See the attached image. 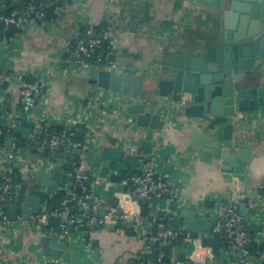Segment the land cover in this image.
<instances>
[{
	"label": "crops",
	"instance_id": "1",
	"mask_svg": "<svg viewBox=\"0 0 264 264\" xmlns=\"http://www.w3.org/2000/svg\"><path fill=\"white\" fill-rule=\"evenodd\" d=\"M4 2L0 0V12L10 8ZM212 19L208 9L186 0H63L53 10L51 25H30L18 37L10 39L8 47L0 49V70L5 75L13 73L0 89L11 121L19 111L20 92L14 76L23 73L26 80L33 82L38 74L50 71L51 77L47 78L43 90L47 105L44 116L50 130L82 131L86 149L95 153L101 147L109 146L135 155L138 164H144L147 157L155 159L158 179L168 186L171 198L158 201L156 208L125 200L122 196L120 198L126 189L128 174L141 167H127L122 171L124 166L119 164L116 173L121 174L123 180L116 186V194L108 193V179L98 180L88 188L101 196L107 207H112L110 200L118 198L119 209L135 216L134 219L137 215L141 217L142 207H147L145 224L156 232L183 227L189 231L191 225L184 222V212L189 205H196L194 231L197 237L191 238L189 231L190 242L181 241L171 248L169 260L174 264H232L235 261L231 250L221 248L214 253L202 244L204 239L215 238L212 226L224 209L231 205H236L238 212L247 217L242 229L255 237L260 236L264 228L250 217L253 215L241 212L240 205L245 204L246 209L254 208L250 201L261 195L264 185V128L246 131L240 139L235 140L233 136L229 142L239 149L253 147L244 183H237L231 174L222 172L220 164L212 157L213 148L224 145V142H218L214 137L208 143L202 138L196 141L195 147L192 146L193 130L183 127L178 121L182 119L179 112L175 117L168 115L164 128L154 133L152 154L144 156L135 140L136 137L144 138L147 131L134 128L133 123L128 121H134V118L124 113L127 103L122 102L117 94L88 85L74 64H68L65 48L68 40L80 36L86 25L106 28L110 36L103 42L102 48L107 57L111 49H115L117 62L124 63L137 77H145V69H159L160 62L175 53L186 56L207 48L213 41V30L216 28ZM27 121H32V118ZM38 132L39 128L35 127L34 135H31L29 129L14 123L12 138L16 139L23 161L18 180L26 187L34 176L29 179L27 174L36 167L34 160L37 152L30 141ZM63 154L65 159L71 156L69 152ZM68 167L58 164L56 169L68 173ZM99 185L105 188L101 190ZM59 187L58 194L64 196L68 188L62 183ZM54 197L48 198V205L55 201L54 204L59 207L62 199L53 200ZM172 199L177 200L176 211H168ZM165 212L167 216L163 214ZM90 227L73 229L67 236H58L55 229L58 240L68 245L72 264H140L138 255L148 243L138 235L133 225L113 218L92 231ZM52 229L49 226L40 229L27 220L0 225V264L42 263L44 256L38 247V240ZM84 232L87 234L83 235ZM261 245L264 246V243L258 246ZM181 254L184 256L179 262ZM257 260L250 256V264H257Z\"/></svg>",
	"mask_w": 264,
	"mask_h": 264
},
{
	"label": "water",
	"instance_id": "2",
	"mask_svg": "<svg viewBox=\"0 0 264 264\" xmlns=\"http://www.w3.org/2000/svg\"><path fill=\"white\" fill-rule=\"evenodd\" d=\"M186 1L208 9L213 18L216 28L213 30V41L207 48L186 56L175 53L161 61L159 69H145V77H137L124 63L117 62V51L111 49L106 60L117 64L119 69L115 73L91 68L80 73V77L88 85L117 94L122 102L127 103L124 113L134 118V121H128L133 123L134 128L147 131L144 138L136 137L135 140L144 156L152 154L154 133L164 128L168 115L175 117L179 112L182 119L178 121L183 127L193 130L192 146L195 147L196 141L202 138L208 143L214 137L218 142H224V145L213 148L212 157L220 164L222 172L231 174L237 183H244L253 147L239 149L229 142L233 140V136L235 140L240 139L246 131L264 128V0ZM75 68L78 70L76 65ZM32 111L35 116L42 114L40 108ZM21 125L29 129L30 133L35 130L34 125L25 120H22ZM79 154L80 150H72L71 156L65 159L63 148L60 147L53 159L59 165L67 167ZM38 157L37 154L34 162ZM84 160L92 173L83 182V186L89 188L98 180L108 179L110 185L107 191L112 195L116 194V186L123 180L122 175L116 173L119 164L124 166L122 171L127 167L143 166V163L138 164V157L135 155L109 146L101 147L98 153L87 150ZM61 183L67 188L73 187V181L67 172L56 168L36 171L33 179L27 183L20 211H8V220L16 221L17 216L25 220L26 217L33 216L42 204H48L50 196L58 193ZM104 188L99 185V189ZM74 191L77 194L82 192L78 187ZM237 191L242 192L241 189ZM171 196L172 194H168L164 198ZM125 200L148 206V201L137 196ZM119 202L118 198L109 201L112 207H118ZM157 205L158 201L151 202L152 208ZM195 206L189 205L184 212V222L191 225L189 231L193 239L197 237L194 231L197 217ZM177 207V200L172 199L168 211H176ZM240 211L251 215L256 212L255 208L246 209L245 204L240 205ZM178 212H181L180 208ZM163 214L168 215L167 212ZM113 218L106 212L104 222L112 221ZM204 218L203 216L202 219ZM46 226L53 229L38 240L42 255L58 260V264H72L68 245L56 237L55 229H58L59 219L49 217ZM94 228L91 226L90 230ZM68 229L71 233L73 226ZM86 234L87 232L83 233ZM213 236L217 237L218 234ZM244 248L248 249L249 245ZM183 256H179V262ZM152 260H156L155 255Z\"/></svg>",
	"mask_w": 264,
	"mask_h": 264
},
{
	"label": "built area",
	"instance_id": "3",
	"mask_svg": "<svg viewBox=\"0 0 264 264\" xmlns=\"http://www.w3.org/2000/svg\"><path fill=\"white\" fill-rule=\"evenodd\" d=\"M58 0H30L28 3L20 5L17 9L7 13L0 12V49L8 47V41L19 36L24 29L30 25H41L48 27L52 21L46 20L45 10L51 7ZM9 28L16 30L11 38H6L5 32ZM110 31L103 27H94L86 25L81 35L75 39H69L65 48L68 64H74L81 73L89 69L116 72L119 68L116 63L107 61V55L103 51V42L108 40ZM13 40V39H12ZM11 40V42H13ZM11 75V76H9ZM4 74L0 70V89L3 82L12 78L13 73ZM51 77L50 71H44L36 76L33 82L26 80L23 73L14 76V80L19 87V111L14 120L11 121L6 113L4 99L0 96V225L4 226L9 223L7 218L8 211H20L26 185L18 180V172L23 164L20 157V148L15 138H12L14 123L19 126L22 120L27 121L32 118V123L39 128V134L31 145H35V150L39 155L35 162V169L30 171L31 178L38 170L55 169L58 165L53 159V155L63 148V153H71L72 150H80L79 156L71 161L69 165L68 176L73 181V187L66 190L59 207L42 204L40 210L33 216L26 217L29 223L37 225L40 229H45L49 217H57L59 226L57 229L58 236H67L69 226L73 229H84L90 226L98 227L105 224L104 211L112 215L114 219L123 224H131L135 231L147 243L148 246L142 249L138 255L140 264H174L172 261H166L161 249L170 247L182 235L183 242H190L189 231L183 228H167L153 232L146 226L144 219L137 215L136 218L123 213L118 207H107L105 200L88 190L83 186V182L90 178L91 169L86 165L84 155L87 151L84 140L75 141L76 133L71 129H61L52 131L47 126L45 111L47 110L46 102L43 97V90L47 84V78ZM34 108H40L41 116H35ZM28 122V121H27ZM35 131V130H34ZM34 133V132H33ZM31 135H34V134ZM34 173V174H33ZM28 180V179H27ZM32 180V178L30 179ZM28 180V182L30 181ZM28 186V185H27ZM81 188V194H77L74 189ZM125 191L120 195L130 199L137 196L140 199L148 201H160L170 193L166 184L159 181L156 170V162L153 157H147L143 166L136 171L128 174L125 181ZM119 197V196H118ZM251 206L255 208V215L250 216L258 221L264 228V195H259L250 201ZM120 212V214H119ZM247 217L238 212L236 205H231L224 209L223 214L213 224L212 232L218 234L226 243L227 249L235 254V261L232 264H250V255L244 248L245 245L252 243L260 245L264 243V229L255 237L248 231L242 229L243 221ZM17 220L22 218L17 216ZM155 255L156 260L149 258ZM257 264H264V254L258 257ZM58 260L44 257L42 263L36 264H58Z\"/></svg>",
	"mask_w": 264,
	"mask_h": 264
},
{
	"label": "trees",
	"instance_id": "4",
	"mask_svg": "<svg viewBox=\"0 0 264 264\" xmlns=\"http://www.w3.org/2000/svg\"><path fill=\"white\" fill-rule=\"evenodd\" d=\"M5 2L4 3H7L10 5V8L3 12V13H7V12H10L12 10H15L17 9L20 5H23V4H26L28 3L30 0H4ZM63 3V0H59L57 2H55L51 7H49L48 9L45 10V13H46V20L48 21H52V17H53V10L56 6H59ZM0 31H3L1 28H0ZM5 32V35H6V38H9L11 36H13L16 32L15 29L13 28H9L8 31H4ZM67 56V55H66ZM76 133V136H75V141H82L83 139V133L82 131H75ZM18 136V135H17ZM16 136V138H18ZM25 143V141H24ZM261 195H264V185L260 191ZM63 196L59 193H57L54 197L53 200L55 199H62ZM61 201V200H60ZM55 202V201H54ZM54 202H50V205L53 206V207H56V203L54 204ZM146 215H147V207H142L141 209V218H143L145 220L146 218ZM174 229H178V228H174ZM182 241V235L179 236V238L172 244V246L170 247H165V248H162L161 251L166 259V261H169V256H170V252H171V248L174 247L175 245H178L179 243H181ZM202 244L204 246H207V247H210L212 252L214 253H217L219 250H221V248H226L227 245L225 243V241L220 237V236H217L215 238H211V239H204L202 241ZM248 254L256 259H258V257L263 253L264 254V246H258L257 244H254L252 243L251 245H249V248L246 249ZM152 255L149 256L150 259H152ZM234 260V259H233Z\"/></svg>",
	"mask_w": 264,
	"mask_h": 264
}]
</instances>
